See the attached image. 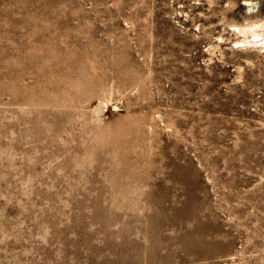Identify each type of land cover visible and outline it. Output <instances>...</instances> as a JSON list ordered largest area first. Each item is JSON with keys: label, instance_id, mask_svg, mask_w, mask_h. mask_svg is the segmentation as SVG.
I'll return each instance as SVG.
<instances>
[{"label": "rangeland", "instance_id": "rangeland-1", "mask_svg": "<svg viewBox=\"0 0 264 264\" xmlns=\"http://www.w3.org/2000/svg\"><path fill=\"white\" fill-rule=\"evenodd\" d=\"M248 13L0 0V264H264V44L228 24Z\"/></svg>", "mask_w": 264, "mask_h": 264}, {"label": "bare ground", "instance_id": "bare-ground-1", "mask_svg": "<svg viewBox=\"0 0 264 264\" xmlns=\"http://www.w3.org/2000/svg\"><path fill=\"white\" fill-rule=\"evenodd\" d=\"M228 24L242 36L241 38L235 39L236 43H247L253 45L256 43L264 44V17L260 14L248 13L244 15L241 20H232ZM99 92L105 95L110 94L112 91H109V89L105 88L104 85H101L99 87ZM139 195L140 192L137 185L130 182L126 185L113 186L110 192V200L113 204L117 205L131 204L132 202L128 201L136 200Z\"/></svg>", "mask_w": 264, "mask_h": 264}]
</instances>
